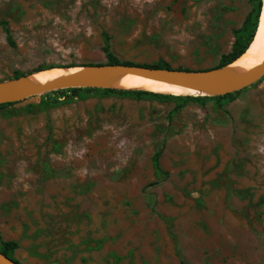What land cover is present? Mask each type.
Returning <instances> with one entry per match:
<instances>
[{"label":"rangeland","instance_id":"obj_1","mask_svg":"<svg viewBox=\"0 0 264 264\" xmlns=\"http://www.w3.org/2000/svg\"><path fill=\"white\" fill-rule=\"evenodd\" d=\"M250 8L0 0V80L106 64L105 36L119 63L217 68ZM58 90L44 98H67ZM239 90L171 120L174 100L111 94L0 108V248L16 241L21 264H264V74Z\"/></svg>","mask_w":264,"mask_h":264},{"label":"water","instance_id":"obj_2","mask_svg":"<svg viewBox=\"0 0 264 264\" xmlns=\"http://www.w3.org/2000/svg\"><path fill=\"white\" fill-rule=\"evenodd\" d=\"M220 68L222 67L210 69H175L123 63L87 64L76 67L75 70L70 72L60 74L43 84L28 79V75L31 74L29 73L20 77L0 80V103L16 102L32 95L62 88H105L104 86H98L96 81L117 73H132L145 78L173 83L185 88L211 92L213 93L212 95H219L239 90L259 79L264 74V58L256 66L242 73H222L219 72ZM0 264L21 263L0 252Z\"/></svg>","mask_w":264,"mask_h":264},{"label":"trees","instance_id":"obj_3","mask_svg":"<svg viewBox=\"0 0 264 264\" xmlns=\"http://www.w3.org/2000/svg\"><path fill=\"white\" fill-rule=\"evenodd\" d=\"M262 10V0H251V8L249 12L247 13L242 25L238 28H236L234 32L235 40L232 46L231 51L228 54L222 55L218 65L216 67H222L224 65H227L237 58H239L247 49V47L250 45L251 41L254 38V35L256 33L259 19L261 15ZM3 29L7 34V41L9 44H13V41L11 40L10 33L8 27L5 25V22H2ZM103 50L107 57L106 64H112V63H119V60L116 56L110 51L109 49V42L107 36H105V44L103 47ZM91 64V63H90ZM101 64V63H97ZM129 64V63H125ZM154 67H160V68H170L167 63H161L159 65H153ZM44 68H40L39 70H43ZM36 72V71H35ZM23 76L21 73L16 72L15 77ZM69 92L70 94H68ZM240 90H236L233 92H226L224 94L219 95H213V96H207V95H173V94H167V93H160V92H153L149 90H143V89H117V88H95V87H70L66 89L58 90V94H63L67 98L64 97L63 100L59 99L58 97H55L53 100L45 99L44 96L47 95V93L42 95V103L41 107H46L48 105H52L54 103H63V102H69L73 100L75 97H86L88 95H118L123 97H130L133 99H157V100H174L175 104L172 107V109L168 113L169 120L172 119L174 114L179 112L187 102L189 101H198L199 103H204L207 100H211L214 104V106L222 107L224 104L232 101L236 94L239 93ZM16 102H5L0 103V108H6L9 107ZM16 111H11L10 114H14ZM162 153V148L157 149L154 154L152 155V164L154 168V174L156 176H166L167 172L164 171L161 168L159 157ZM18 246L17 242L14 240L10 241H4L1 243L0 252L3 254L9 255V251L14 250ZM11 257V256H10Z\"/></svg>","mask_w":264,"mask_h":264},{"label":"bare ground","instance_id":"obj_4","mask_svg":"<svg viewBox=\"0 0 264 264\" xmlns=\"http://www.w3.org/2000/svg\"><path fill=\"white\" fill-rule=\"evenodd\" d=\"M264 58V0H262V10L259 19V24L248 48L245 52L233 62L222 66L219 72L233 74L242 73L252 67L256 66ZM72 68L70 70H42L33 72L28 75V79L33 80L39 84L48 82L49 80L55 78L56 76L63 74L65 72H70L75 70ZM98 86L104 87H115L121 89H144L153 92L167 93L173 95H207L213 96L211 92H206L202 90H194L190 88H185L173 83L154 80L150 78H145L132 73H117L113 74L104 79L96 81Z\"/></svg>","mask_w":264,"mask_h":264}]
</instances>
